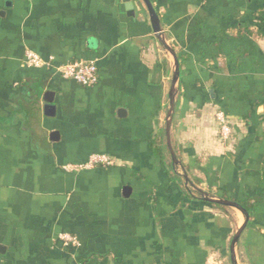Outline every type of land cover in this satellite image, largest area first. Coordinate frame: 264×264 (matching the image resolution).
Returning <instances> with one entry per match:
<instances>
[{"label": "crops", "instance_id": "1", "mask_svg": "<svg viewBox=\"0 0 264 264\" xmlns=\"http://www.w3.org/2000/svg\"><path fill=\"white\" fill-rule=\"evenodd\" d=\"M131 1L0 0V264H264V0H151L160 36ZM161 39L180 66L170 134L189 174L167 145ZM27 49L96 61L99 81L28 67ZM92 153L115 164L62 170ZM197 188L251 205L234 258L243 213Z\"/></svg>", "mask_w": 264, "mask_h": 264}, {"label": "built area", "instance_id": "2", "mask_svg": "<svg viewBox=\"0 0 264 264\" xmlns=\"http://www.w3.org/2000/svg\"><path fill=\"white\" fill-rule=\"evenodd\" d=\"M24 63L33 68H52L56 73L66 79H71L83 86H93L99 81V70L96 61H73L68 63L54 64V57L44 58L32 49L25 52ZM216 119L220 125V135L223 140H228L232 134V127L224 111L216 112ZM115 164L114 158L108 153H92L86 161L78 163H66L62 165L65 172H79L96 167H108ZM58 239L65 247L79 248L81 242L78 236L63 232Z\"/></svg>", "mask_w": 264, "mask_h": 264}, {"label": "water", "instance_id": "3", "mask_svg": "<svg viewBox=\"0 0 264 264\" xmlns=\"http://www.w3.org/2000/svg\"><path fill=\"white\" fill-rule=\"evenodd\" d=\"M126 1V7L129 10H133L134 9V3L131 0H125ZM142 2L144 3V5L146 6L149 14H150V19L152 22V27L153 30L156 34H158L159 36L161 35L162 32V28H161V24H160V19L158 16V13L156 11V9L154 8L151 0H142ZM162 40V39H161ZM163 43L165 44V46L168 48V50L173 54L174 59H175V70H174V74L172 77V86H171V90H170V108L167 114V121H166V140H167V145L169 148V151L171 153V157H172V161L175 165H182L180 163V161L178 160L176 153L174 151V148L172 146V141H171V134H170V128H171V123L173 120V116H174V111H175V96L177 93V86H178V81H179V75H180V66H179V62L178 59L175 55L174 50L168 46L164 40H162ZM49 95V94H48ZM46 100L48 102V104L46 105V113H49L50 110L53 109V106L51 104V99H49L48 97H46ZM183 166V165H182ZM184 176L187 180V182H189V184H192V182L189 180V177L187 176V174L184 172ZM127 189L129 188H125V191L127 192ZM197 190L202 194L204 200L216 203V204H221V205H225L228 207H233L236 208L238 210H240L244 217H245V221L243 223V225L238 229V231L236 232V234L234 235L233 239H232V243H231V252H232V257H235V250L234 247L242 233V231L245 229V227L248 224L249 221V213L246 211V209H244L238 202L233 201V200H229L226 198H222V197H216V196H211L209 193L204 192L201 189Z\"/></svg>", "mask_w": 264, "mask_h": 264}, {"label": "trees", "instance_id": "4", "mask_svg": "<svg viewBox=\"0 0 264 264\" xmlns=\"http://www.w3.org/2000/svg\"><path fill=\"white\" fill-rule=\"evenodd\" d=\"M157 147H156V149H157V151H159V148H157ZM183 168L186 171V173L189 174L190 166L189 165H183ZM221 197H223V196H221ZM223 198H225V197H223ZM226 199L238 202L244 209H246V211L249 213V216L251 215V205L247 201H237V200H234L233 198H226ZM207 202H210V201H207ZM210 203L216 204L213 202H210Z\"/></svg>", "mask_w": 264, "mask_h": 264}, {"label": "rangeland", "instance_id": "5", "mask_svg": "<svg viewBox=\"0 0 264 264\" xmlns=\"http://www.w3.org/2000/svg\"><path fill=\"white\" fill-rule=\"evenodd\" d=\"M212 196H214V195H212ZM217 197V196H216Z\"/></svg>", "mask_w": 264, "mask_h": 264}]
</instances>
